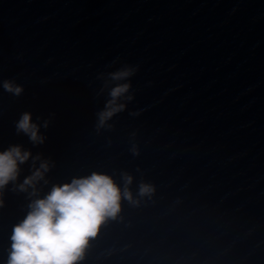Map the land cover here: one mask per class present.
<instances>
[{
	"label": "water",
	"instance_id": "1",
	"mask_svg": "<svg viewBox=\"0 0 264 264\" xmlns=\"http://www.w3.org/2000/svg\"><path fill=\"white\" fill-rule=\"evenodd\" d=\"M101 72H109L103 0H0V79L24 87L19 97L0 87V150L19 144L55 162L46 175L49 184L41 182V197L74 176L111 175V130H95L107 99L106 92L97 96ZM26 111L38 123L52 116L49 127L41 128L43 145L17 135L15 122ZM30 165L21 166L20 182L31 174ZM11 187L0 207V264L7 261L12 227L28 210L27 194ZM109 226L91 241L83 264H108Z\"/></svg>",
	"mask_w": 264,
	"mask_h": 264
},
{
	"label": "clouds",
	"instance_id": "2",
	"mask_svg": "<svg viewBox=\"0 0 264 264\" xmlns=\"http://www.w3.org/2000/svg\"><path fill=\"white\" fill-rule=\"evenodd\" d=\"M137 71L136 66L125 64L115 71L98 74L102 83L97 96L107 93L104 107L96 113L98 134L112 130L114 125L109 121L134 100L130 80ZM0 87L15 97L24 92V87L11 79H0ZM51 118L50 115L38 123L33 121L31 112H23L15 122L16 133L27 136L34 147L43 145L47 136L41 128L46 130ZM130 151L139 155L135 144ZM30 160L31 174L20 182L21 166ZM53 167L55 162L51 158H44L42 153L33 155L23 145L13 144L0 150V207L4 206V192L10 184L13 192L26 193L29 200L26 215L12 227L6 264H83L101 227L120 218L124 201L138 207L144 198L151 199L156 192L153 184L141 180L134 195V177L128 172L120 173L121 186L112 175L93 171L74 176L68 183L52 184L41 197V182L43 186L49 184L46 175Z\"/></svg>",
	"mask_w": 264,
	"mask_h": 264
}]
</instances>
